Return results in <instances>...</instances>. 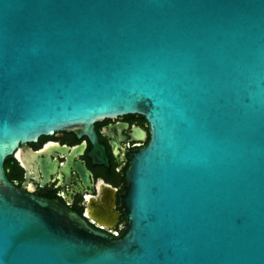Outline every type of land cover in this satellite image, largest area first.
<instances>
[{
    "label": "water",
    "instance_id": "1",
    "mask_svg": "<svg viewBox=\"0 0 264 264\" xmlns=\"http://www.w3.org/2000/svg\"><path fill=\"white\" fill-rule=\"evenodd\" d=\"M127 113L122 235L8 180L18 146ZM0 264H264V0H0Z\"/></svg>",
    "mask_w": 264,
    "mask_h": 264
},
{
    "label": "flooded vegetation",
    "instance_id": "2",
    "mask_svg": "<svg viewBox=\"0 0 264 264\" xmlns=\"http://www.w3.org/2000/svg\"><path fill=\"white\" fill-rule=\"evenodd\" d=\"M149 140V122L142 114H121L87 129L41 134L18 146L3 166L18 189L57 201L93 229L117 237L128 223L124 197L132 155Z\"/></svg>",
    "mask_w": 264,
    "mask_h": 264
}]
</instances>
